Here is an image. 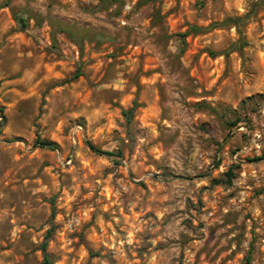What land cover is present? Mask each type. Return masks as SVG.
<instances>
[{"label": "rangeland", "instance_id": "obj_1", "mask_svg": "<svg viewBox=\"0 0 264 264\" xmlns=\"http://www.w3.org/2000/svg\"><path fill=\"white\" fill-rule=\"evenodd\" d=\"M46 255L264 264V0H0V264Z\"/></svg>", "mask_w": 264, "mask_h": 264}, {"label": "trees", "instance_id": "obj_2", "mask_svg": "<svg viewBox=\"0 0 264 264\" xmlns=\"http://www.w3.org/2000/svg\"><path fill=\"white\" fill-rule=\"evenodd\" d=\"M21 21L24 24L26 23V20H24V19H21ZM132 112H133V109H131L128 112H126V115L128 117H131L132 116ZM226 121H227L228 126H230L231 128H235V127L238 128L240 124L246 123V119L244 117H242V116H238L233 121H231L230 119H228ZM37 143L40 144L42 147H48L50 149H56L57 148L56 144L53 143V142H42L41 140H37ZM91 147H92V149H94L96 152H98L101 155H111V156L115 155V154L110 153V152H104V151L98 150L94 146H91ZM261 159L262 158H258V160H261ZM225 177H227L226 180H216L215 183L216 184H227V185H230L232 183V180L235 177V174L233 173V170L230 169L228 172H226ZM45 249H46V245H44L43 250L45 251ZM249 260H250V256L248 257V261ZM45 261H46V264H49V258H48L47 255L45 257Z\"/></svg>", "mask_w": 264, "mask_h": 264}]
</instances>
